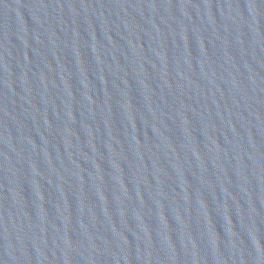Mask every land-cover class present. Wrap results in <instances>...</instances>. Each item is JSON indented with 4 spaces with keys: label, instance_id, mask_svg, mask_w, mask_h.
Instances as JSON below:
<instances>
[{
    "label": "water",
    "instance_id": "water-1",
    "mask_svg": "<svg viewBox=\"0 0 264 264\" xmlns=\"http://www.w3.org/2000/svg\"><path fill=\"white\" fill-rule=\"evenodd\" d=\"M0 264H264V0H0Z\"/></svg>",
    "mask_w": 264,
    "mask_h": 264
}]
</instances>
